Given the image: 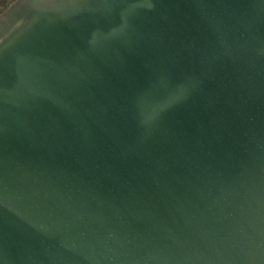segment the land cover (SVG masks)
<instances>
[{
  "label": "water",
  "instance_id": "1",
  "mask_svg": "<svg viewBox=\"0 0 264 264\" xmlns=\"http://www.w3.org/2000/svg\"><path fill=\"white\" fill-rule=\"evenodd\" d=\"M0 264H264V0L10 2Z\"/></svg>",
  "mask_w": 264,
  "mask_h": 264
},
{
  "label": "rangeland",
  "instance_id": "2",
  "mask_svg": "<svg viewBox=\"0 0 264 264\" xmlns=\"http://www.w3.org/2000/svg\"><path fill=\"white\" fill-rule=\"evenodd\" d=\"M10 1H11V0H6V2H5V0L0 1V9L4 8V7L6 6V4H7L8 2H10Z\"/></svg>",
  "mask_w": 264,
  "mask_h": 264
},
{
  "label": "flooded vegetation",
  "instance_id": "3",
  "mask_svg": "<svg viewBox=\"0 0 264 264\" xmlns=\"http://www.w3.org/2000/svg\"><path fill=\"white\" fill-rule=\"evenodd\" d=\"M12 1H13V0H11L10 2H12ZM5 2H6V0H5ZM10 2H8L4 8L0 9V12H1V11H4V10L7 8V6L9 5Z\"/></svg>",
  "mask_w": 264,
  "mask_h": 264
}]
</instances>
